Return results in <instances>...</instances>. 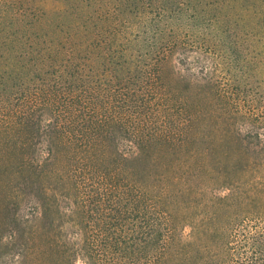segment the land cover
I'll return each instance as SVG.
<instances>
[{
    "label": "trees",
    "instance_id": "obj_1",
    "mask_svg": "<svg viewBox=\"0 0 264 264\" xmlns=\"http://www.w3.org/2000/svg\"><path fill=\"white\" fill-rule=\"evenodd\" d=\"M161 2L91 0L90 30L19 56L0 90L14 264H264V133L244 134L236 121L256 114L208 77L176 71L190 46L156 36ZM10 243L0 232V259Z\"/></svg>",
    "mask_w": 264,
    "mask_h": 264
},
{
    "label": "rangeland",
    "instance_id": "obj_2",
    "mask_svg": "<svg viewBox=\"0 0 264 264\" xmlns=\"http://www.w3.org/2000/svg\"><path fill=\"white\" fill-rule=\"evenodd\" d=\"M15 1L0 0V90L14 87L19 56L38 45L57 44L69 34L81 36L94 23L91 0H21V13L14 11ZM161 5L164 10L156 36L165 39L171 28L183 46H190L188 51L179 49L176 71L184 73L190 68L194 76L208 77L228 102L256 114L236 121L243 133L250 128L264 133V0H162ZM140 43L146 40L141 38ZM11 207V212L0 214L3 242L11 241V254L2 257L0 264H14V239L9 238L10 232L14 234ZM180 214L177 210L176 226L187 237L190 229L180 226Z\"/></svg>",
    "mask_w": 264,
    "mask_h": 264
}]
</instances>
